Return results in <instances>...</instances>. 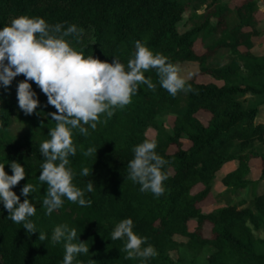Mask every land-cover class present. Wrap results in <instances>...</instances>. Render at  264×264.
I'll return each instance as SVG.
<instances>
[{
  "label": "trees",
  "instance_id": "trees-1",
  "mask_svg": "<svg viewBox=\"0 0 264 264\" xmlns=\"http://www.w3.org/2000/svg\"><path fill=\"white\" fill-rule=\"evenodd\" d=\"M259 9L257 0H0V28L20 15L63 24L64 29L75 24L83 29L82 36L79 41L72 35L66 39L85 56L119 59L126 66L139 40L174 64L194 60L200 72L221 81L187 78L194 91L173 97L160 86L154 69L145 72L156 85L154 92L140 84L132 102L117 109L106 124L98 123L95 130L85 125L90 135L72 130L76 155L69 156L68 167L91 206L63 198V206L50 215L42 205L47 186L38 178L44 162L39 146L49 139V128L55 125L49 114L55 109L31 81L40 105L32 115L19 109L16 90L23 75L8 88L0 86V164L9 175L12 161L25 167V179L12 190L23 202L21 189L27 183L35 186L27 199L36 207L29 219L37 231L29 234L23 223L10 220L0 202V264H63L64 242L51 243L53 229L62 224L76 229L74 243L89 248L73 264H264V191L252 192L243 206L229 202L205 211L199 206L225 162L236 163L220 178L226 189L254 186L255 180L246 178L251 158H259V178L264 176V120L257 118L264 114V51L250 50L251 37L264 35ZM197 38L204 47L199 53L193 48ZM240 45L245 49L238 50ZM218 47L230 52L226 60L208 58ZM199 111L207 112L205 121ZM162 112L173 115L169 130L157 119ZM147 127L155 130L152 138L145 134ZM145 139L156 141L155 151L168 161L162 168L168 177L165 191L159 197L141 192V185L127 178L132 149ZM182 139L189 142L187 147ZM89 147L97 152L86 157L83 151ZM84 167L88 176L80 174ZM89 181L92 192L86 191ZM126 218L133 220L137 235L147 237L143 247L152 245L155 257L125 258L126 238L113 241L111 232ZM190 219L196 222L192 229ZM204 222L209 223L208 235L201 232ZM39 232L48 238L39 240Z\"/></svg>",
  "mask_w": 264,
  "mask_h": 264
},
{
  "label": "clouds",
  "instance_id": "clouds-1",
  "mask_svg": "<svg viewBox=\"0 0 264 264\" xmlns=\"http://www.w3.org/2000/svg\"><path fill=\"white\" fill-rule=\"evenodd\" d=\"M82 34L83 29H78L75 24L64 29L63 24L50 25L41 17L27 15L13 17L8 25L0 28V86L8 88L15 77L23 75L24 80L18 83L16 90L19 109L25 115H32L40 105L30 81L55 109L49 114L55 121L54 127L49 128V139L39 146L44 162L38 178L47 186L42 205L48 215L63 206V198L82 207L92 204L90 199L84 198L85 190L73 183L74 174L68 167L69 156L76 155L73 129H78L83 136L90 135L85 125L95 130L98 123L106 124L117 109L132 102L140 84L154 92L156 85L144 75L152 69L156 71L160 86L171 96L175 97L180 91H194L181 75L178 65L163 54L153 52L141 41L135 42L132 58L125 66L119 59L107 62L93 55L85 56L83 49L77 50L66 39L72 35L79 41ZM102 115L107 119L101 121ZM156 147V141L148 139L133 147L134 158L127 164V178L140 184L141 192H151L159 197L165 191L164 181L168 177L162 168L168 161L157 154ZM96 152V148L89 147L83 155L87 157ZM10 167L11 175L5 171V164H0V202L10 220L23 223L29 234L36 233V226L29 219L35 215L36 207L27 199L36 188L31 183L25 184L21 189L25 199L20 202L12 189L25 179V167L16 161H12ZM80 174L88 176L89 169L84 167ZM86 191H94L93 182L87 183ZM76 237V229L67 224L53 229L51 243L64 242L63 264H73L78 254L89 253L84 242H73ZM47 238L45 233L39 232V240ZM124 238L122 251L126 253V259L147 260L157 255L152 245L143 247L147 237L133 231L131 218L121 220L111 232L113 241ZM89 264H95V261Z\"/></svg>",
  "mask_w": 264,
  "mask_h": 264
},
{
  "label": "rangeland",
  "instance_id": "rangeland-1",
  "mask_svg": "<svg viewBox=\"0 0 264 264\" xmlns=\"http://www.w3.org/2000/svg\"><path fill=\"white\" fill-rule=\"evenodd\" d=\"M222 1H229V3H234L239 0H222ZM260 9L258 11L259 17L261 18L260 24L258 23L259 28L264 26V14H262V10L264 9V0H257ZM199 10H203V6L199 7ZM187 12L184 14L187 16ZM183 25L181 22L178 23V29L181 30ZM253 45L251 46V51L255 54L261 53L264 51V35L258 34L251 37ZM194 50L199 53L202 52L204 47L201 41L197 38L193 43ZM245 49L244 46H238V50ZM229 51L225 48H215L213 51L210 52L208 58L210 60H226L229 56ZM181 68V75L187 78H193L195 81L199 82H215L216 84H220L221 81L214 79L208 73H202L198 70L197 62L194 60H187V61H178L175 63ZM198 116L202 121H205L208 118L207 112L199 111ZM258 119L264 120L263 112H260L257 116ZM157 119L160 120L167 130L170 129V125L172 124L173 115L168 112H162L157 115ZM145 134L147 137L152 138L155 135V130L152 127H147L145 129ZM189 142L185 139L181 140V145L183 147H187ZM175 148L174 145L170 144L168 147L169 151H172ZM236 163L233 161L225 162L221 169L216 173L214 181L209 189L208 195L199 202L200 208L205 211L211 208H214L219 205H223L226 203H233L237 206H243L247 204L248 200L251 197L252 192H262L264 191V176L259 178L260 174V160L257 157L251 158L249 160L250 170L246 175V178L249 180H255L254 186L252 184H246L242 187L237 188L236 190L226 189L225 186L221 183L220 178L221 176L232 169ZM198 188V186H194L193 189ZM196 222L194 219H190L187 221V226L189 229L194 228ZM201 232L204 235L209 234V223L204 222L201 227ZM179 237V236H178ZM172 256L175 257V252H172Z\"/></svg>",
  "mask_w": 264,
  "mask_h": 264
}]
</instances>
